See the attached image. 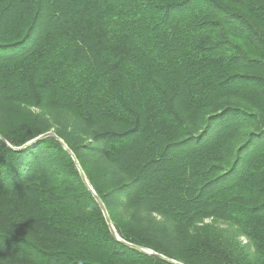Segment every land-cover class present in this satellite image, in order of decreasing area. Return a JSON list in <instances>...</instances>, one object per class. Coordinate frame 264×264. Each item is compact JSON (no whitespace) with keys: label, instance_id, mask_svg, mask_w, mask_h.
<instances>
[{"label":"trees","instance_id":"trees-1","mask_svg":"<svg viewBox=\"0 0 264 264\" xmlns=\"http://www.w3.org/2000/svg\"><path fill=\"white\" fill-rule=\"evenodd\" d=\"M51 131L120 239L264 264V0H0V264H171L53 136L21 148Z\"/></svg>","mask_w":264,"mask_h":264},{"label":"water","instance_id":"water-1","mask_svg":"<svg viewBox=\"0 0 264 264\" xmlns=\"http://www.w3.org/2000/svg\"><path fill=\"white\" fill-rule=\"evenodd\" d=\"M47 136H53V137H54V138H55L60 144H62V146L64 147V149L70 154V156H71V158L73 159L75 165L77 166L78 173H79V175H80V177H81L83 183H84L85 186L89 189V191L93 194V196H94V198H95V200H96V202H97V204H98V206H99L101 212L103 213L104 219H105V221H106V224H107V226H108V228H109L111 234H112L117 240H119L120 242H122V243H124L125 245L129 246L130 248H133V249H135V250H137V251H139V252H142V253H144V254L157 256V257H159L160 259H162V260H164V261H166V262H168V263H171V264H184V263H182V262L176 261V260H174V259H172V258H169V257H166V256H164V255H162V254H159V253H157V252H155V251H153V250H150V249H148V248H145V247H142V246H139V245H135V244L128 243V242H126V241H124V240H122V239H120V238L118 237V235H117V233H116V231H115L114 225H113V223H112V220H111V218H110V216H109V214H108V212H107V209H106L104 203L102 202V200H101V199L96 195V193L94 192L92 186L90 185V183H89V181H88V179H87V177H86V174H85L84 170L82 169V167L80 166V164H79V162H78V159L76 158V156L74 155V153H73V152H72V151L66 146V144L64 143V141H63L61 138H59L55 133H53L52 131H51V132L43 133V134L37 136L36 138H34V139H32V140L26 142L25 144H23V145L21 146V148H22V147H26V146L30 145L31 143H33V142H35V141H37V140H40V139H42V138H44V137H47ZM0 139H1L2 141L6 142L5 139L1 136V134H0ZM19 148H20V147H19Z\"/></svg>","mask_w":264,"mask_h":264},{"label":"rangeland","instance_id":"rangeland-1","mask_svg":"<svg viewBox=\"0 0 264 264\" xmlns=\"http://www.w3.org/2000/svg\"><path fill=\"white\" fill-rule=\"evenodd\" d=\"M207 221H208V220H207ZM241 240H243V242H244V238H243V237L241 238Z\"/></svg>","mask_w":264,"mask_h":264}]
</instances>
